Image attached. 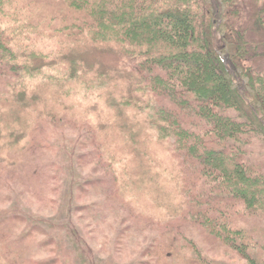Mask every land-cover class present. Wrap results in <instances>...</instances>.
Returning <instances> with one entry per match:
<instances>
[{"label": "trees", "instance_id": "trees-1", "mask_svg": "<svg viewBox=\"0 0 264 264\" xmlns=\"http://www.w3.org/2000/svg\"><path fill=\"white\" fill-rule=\"evenodd\" d=\"M0 83V264L83 253L71 212L48 231L3 207L8 171L51 202L62 155L90 172L71 181L91 197L78 209L116 215L120 248L143 237L120 264H264V0H0ZM45 129L64 141L54 174Z\"/></svg>", "mask_w": 264, "mask_h": 264}, {"label": "rangeland", "instance_id": "rangeland-1", "mask_svg": "<svg viewBox=\"0 0 264 264\" xmlns=\"http://www.w3.org/2000/svg\"><path fill=\"white\" fill-rule=\"evenodd\" d=\"M86 56L89 61L95 60L90 56V54ZM98 59L100 60L99 62L103 60V62L109 64L114 70H119L124 73H126L128 70L126 66L127 60H122L119 62L116 55L104 54ZM114 85L115 87H120L121 83L120 81H115L113 82V86ZM1 88L2 85L0 83V90ZM93 108H81L78 110H80L81 112L80 115H84H82L83 117H90L91 119H94L95 117L93 114L94 110H92ZM67 129L68 130H66L65 133H68L69 135L67 136L65 143L68 144V141L76 138L75 140L79 143L78 150L79 152H82L84 150V146L80 143V135L76 130H73V126H70ZM56 132L59 131L54 129H45L44 134L48 135L46 139H49V137H51L52 143L50 145H46L42 149L44 150L43 152H46V155L43 158V162H45L46 165L50 166L52 174H54L53 170L56 169V164H61L57 157L58 151L56 148H61L60 144L64 143V141L60 139V135ZM55 145L56 147H54ZM70 147L72 146L68 144V148ZM254 151L258 157L264 158V147H260L258 148V150L257 148H254ZM0 155H6V153L3 151L2 153H0ZM42 156L43 153L39 154V157L42 158ZM62 161L64 162V167H67V169L69 170L66 169L64 171V174L60 176L55 174L52 176L53 178L51 179V185L54 186V191L51 192V202L48 203L47 201H44L46 205L29 198L27 194L19 192V186H17V184H15L13 180L14 175L10 171L6 172L4 175L5 183L11 189L6 188L5 193H3L6 198L3 207L12 205L16 201L18 205H21L19 209L22 212L26 213L29 216H33V218H43V221L45 222L37 223L48 231L51 229V227L48 226L47 223L69 225L67 223L68 219H66L65 216L68 212H71L70 218L72 219V222L76 224L78 229L77 231L81 236V238L77 240V243L83 249V253H81V256L78 255V252L74 248V244L72 243V241L70 242L68 240L66 242V245L61 246V248L63 249L60 248L59 250L53 252L54 254H57L58 264H92L93 259L95 260V263L99 262L100 264H102V262L120 264L135 257L138 253L140 242L144 241L143 237L141 235H135V233L132 236L131 240H129L128 242L126 241L127 245L125 247L120 248L116 246L113 237L118 226H120L117 220L118 217L116 215H109L108 213L106 216L105 214H103L106 212L98 208V214L95 213L97 214L96 216L94 213L92 214V216L94 215L93 219L96 222L95 223L90 219L88 215H86V213L82 209H78L79 205L89 203L91 201V199L89 198L91 197L79 191L76 195L70 194L69 188L71 185V181H77L78 183L83 182L84 178L90 174L89 170L77 167L74 164L72 165V163H69V161H67L65 155H62ZM70 165L74 167L71 168L72 166ZM74 208H76L75 211ZM68 229H70V227H68ZM57 243H60V245L62 244L61 241H57ZM260 246L264 247V242L261 243ZM48 248L50 252H52L50 247ZM50 252H40L38 256L48 257ZM59 254L60 259H58ZM88 256H91L89 260H87Z\"/></svg>", "mask_w": 264, "mask_h": 264}]
</instances>
